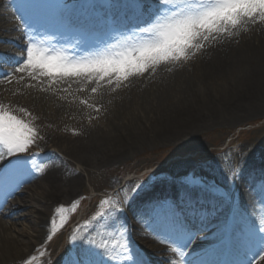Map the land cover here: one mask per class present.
<instances>
[{
	"label": "bare ground",
	"instance_id": "obj_1",
	"mask_svg": "<svg viewBox=\"0 0 264 264\" xmlns=\"http://www.w3.org/2000/svg\"><path fill=\"white\" fill-rule=\"evenodd\" d=\"M87 1L60 0L57 6L50 8L46 3L31 0L20 2L0 0V7L4 9V13H0V104L9 103L11 106L17 105L28 109L43 108L60 114L65 111L73 113L76 106L82 104V100L87 103L94 101L93 103L97 105L113 102L115 106L122 108L114 114L113 120L116 124L110 129L108 142H103L102 135L97 134L93 138L92 124L87 125L88 129L84 128L83 120L75 118L71 125L63 129L66 137L53 134V140L45 139L39 144L31 145L28 149L31 154L35 150L48 153L47 156L40 159L38 155L32 154L29 161L20 158L24 164L38 161L34 168L36 171H33L37 175L35 180L32 175L27 174L22 163L19 165L16 163L17 159L11 160L9 157H5L0 161V264H15L23 261L32 250L36 251L38 242H44L45 239L48 210L57 203L59 204L64 197L74 196L77 193V188L82 187L80 175L73 170L72 164L66 159L50 153L48 143H51V147L55 146L60 151L63 150L67 156L84 167L91 164L87 158L88 155L99 152L100 155L96 159L100 164L106 159L109 160L110 157H113L112 154L116 155L128 145L133 148L135 143L145 136L144 131H135L138 130V125L143 124L140 117L142 113L132 111L127 113L129 108L140 104L144 99L150 101L152 96L153 100L149 107L151 111L147 117L150 123V132L154 135L176 132L200 117V110L208 106H203L204 103L212 101V92L217 85H228L247 67L253 66L258 61L264 62V22H261L250 24L247 31L240 29L236 35L223 37L209 43L204 50L192 56L188 66L179 62L160 64L155 70L149 68L143 74L130 76L119 87L115 83L107 84L102 81L96 93L91 92V88L97 86L95 82L89 84L70 78L62 83L53 84L49 88L47 78H43V83H37V81L28 78L26 74H12L17 66V61L22 57V50L26 48L25 32L31 31L24 24V20L20 18L22 14L25 18L32 17L35 20L48 22L51 27L46 34L56 37L53 43H57L58 47L63 46L78 51L81 56H85L102 51L99 45L103 43L107 42L109 47L119 46L124 44L129 37H133L138 10L149 8L148 3L154 0H99L94 7L87 6ZM21 6L24 8L23 13L17 11V8ZM80 18L83 19L82 24L78 22ZM68 19H72L73 22L69 28H65L63 24ZM126 20H128L131 29L125 28ZM5 21H17L18 23L7 24ZM80 37H83L85 42H96L98 46L91 49L83 48V42L73 48L74 40ZM113 41L116 43L113 44ZM6 75H11V82L6 79ZM21 76L24 78L21 79ZM65 89L67 90L65 91ZM150 92L152 94H149ZM171 93L177 95L174 94L175 97L170 100V96H173ZM147 95L151 96L145 98ZM5 96L9 98V101L5 99ZM172 100L174 103L171 104V107L164 106L165 103ZM146 115L145 113V118ZM71 137H74L73 140ZM67 138L74 141L71 147L65 145L64 139ZM34 165L35 163L32 168ZM248 166L247 170L243 172L244 183L264 181V159L259 162L253 161ZM62 182L68 184L66 192L62 190L60 185ZM263 189L264 185L259 189H251L252 195ZM36 190H39L43 197L42 200H39L41 205L38 207L33 205V203H38L34 197ZM179 190H181L179 185L164 183L149 187L138 195H129L128 211L132 216L137 217L139 206L144 201L169 195ZM125 192H127L126 189L123 190V194ZM181 192L185 194L187 201L192 200L199 206H201L199 202L201 196H206V199L211 202L209 207L211 214L209 216L211 217L216 215L219 209H222L213 225L208 226L205 235L201 233V228L198 225L199 222H202L201 219H198V223H194V225L189 222L184 227L194 235L192 243L186 250L184 264L187 261L205 264L216 255L215 253L219 249L240 257L241 264H264V260H260L258 256L254 262H251L253 254L259 253L261 246L255 239L254 242H249L245 236L248 232L260 235L256 227V215L259 208L246 202L245 205L249 211L246 210L247 212L230 225V235L226 238L221 236L217 240H213L221 234L223 228L226 233L224 226L228 222L230 209L224 211V200L209 190H200L192 192V194H188V190ZM246 193L250 194V191H245V195ZM21 204L24 207H29V210L23 212ZM259 206L263 209L264 201H261ZM19 220L28 224L26 229H17L18 226L24 225V223H19ZM152 220L153 222L148 223L144 229H139L134 222L128 223L119 213H115L108 223L100 226L121 229L119 242L116 245L117 252L121 251L119 247L121 244L127 243L134 258H140L136 248L128 241V237L133 235L153 264H170L173 260H176L177 264H181V258L171 251V246L161 242V240L169 239L165 238L164 234L175 229L174 224L156 215H153ZM206 220L203 219V222ZM8 222H11L9 227L6 224ZM31 233H35L37 236ZM209 242L216 245L211 251ZM201 252L209 253L200 259L197 254ZM62 264H68V261L64 260ZM108 264H112V262H108Z\"/></svg>",
	"mask_w": 264,
	"mask_h": 264
},
{
	"label": "rangeland",
	"instance_id": "obj_2",
	"mask_svg": "<svg viewBox=\"0 0 264 264\" xmlns=\"http://www.w3.org/2000/svg\"><path fill=\"white\" fill-rule=\"evenodd\" d=\"M43 1H46L51 7L57 6L60 2V0ZM97 2L99 0H88L86 5L94 7ZM149 5L152 7L157 6L155 1H151ZM0 13H4V9L1 7ZM5 22L7 24L18 23L17 21ZM104 44L105 46L102 49L109 48L106 43ZM179 63L188 66L191 59L182 60ZM213 92L212 101L204 103L203 106H208L200 110V113L203 114H200L197 120L181 127L176 132L164 135H154L150 132V123L147 117L150 115L149 111L151 110L149 107L153 97L147 95L145 98L151 96L150 101L144 99L140 104L127 110V113H131V111L142 113L140 117L143 124H140L141 127L138 125V130L135 131H144L145 136L139 139L133 148L128 145L116 155L112 154L113 157H110L109 160L106 159L100 164L97 163L96 159L100 155L99 152L89 154L87 158L91 164L84 167L67 156L63 150L60 151L55 146L51 147V143H48L50 153L56 154V156L66 159L72 164L73 170L80 175L82 187L77 188V193L74 196L64 197L59 204L57 203L48 210L49 217L44 242L39 241L36 251L32 250L23 261L15 264H25L28 260H31V264H61L64 260L68 261V255L75 247L72 235L75 234L79 237L87 233L89 229L85 225L88 223L94 225L92 235L95 236L97 242L103 237L108 241L109 247L113 244L117 245L121 229L118 227L102 228L100 225L108 223L109 219L98 222L92 221L91 218L108 209V205L101 207V201L105 199H111L113 202L123 201V190L125 191V189L128 195H138L149 187L172 183L183 189L210 190L218 196H225L224 207L229 208L227 199L230 195L234 201H243L241 200V193L248 185L243 182V172L247 170L249 163L264 159V62L258 61L253 66L247 67L241 75L232 79L230 84L217 85ZM149 94H152V92ZM174 94L170 96V100L175 97ZM5 99L9 101L7 96H5ZM93 102L78 104L73 113L65 111L61 114L43 108L28 109L17 105L11 106L9 103L2 105L36 129L37 139L32 145L39 144L45 139L53 140V134L66 137L63 129L71 125L75 118L83 120V123H85L84 128L92 124L93 138L97 134L102 135L103 142H108L110 129L116 124L113 120L115 118L114 114L122 108L121 106H115L113 102L100 105ZM173 103L174 100L168 101L164 106L171 107ZM21 109L25 111H21ZM96 109H99V111H96ZM145 113L147 114L146 118ZM73 138L71 137V140ZM64 140L65 145L71 147L74 144V141H70L69 138ZM32 154L38 155L39 159L48 155V153L45 154L39 150H35ZM32 154L27 151L19 154V158L29 161L33 156ZM9 158L11 160L17 159L15 156ZM37 162L35 160L31 164L22 163L27 174L33 176V180L37 178V175L33 172L36 171L34 168ZM33 163L35 165L32 168ZM233 172L237 173V178L234 180L230 179ZM137 184L142 185V187L135 194L131 193L129 190ZM60 185L62 190L66 192L68 189L67 182H62ZM114 187H117L115 189L117 192L120 190L116 194V198H114V195V197H109L110 193L112 195ZM168 196H175V194ZM34 197L38 203H33V205L40 206L39 200H42L43 197L39 190L34 192ZM158 201H161V199L154 201L155 203L145 201V204L148 203L149 206H152ZM166 203L171 204V202ZM21 205L23 212L29 210V207ZM73 205H75V210H73ZM252 205L259 208L256 204ZM61 206L68 210L64 214L67 222L53 234L52 221L55 220L57 225L60 224V215L57 214L56 210ZM119 207L122 209L118 212L119 214L122 216L124 213L128 214V202H122ZM161 207H163V203L156 205L157 209ZM245 208H247L246 205L234 207V210H232L233 218L238 219L242 216ZM221 210L219 209L216 215L210 217V219L206 218L207 221L202 226L204 227V235L208 231V226L213 225ZM140 214V219L134 220L135 218L132 219V216L129 217L140 225L148 220L149 210H142ZM257 214L259 225H261V221L264 220V212H258ZM19 221L24 225L18 226L17 229H26L28 224L22 220ZM231 221L232 219L228 218V222L225 223L224 227H228L227 231H229ZM6 224L9 227L11 222ZM77 229L79 231H76ZM31 234L37 236L35 233ZM49 235L52 237L50 240L47 239ZM221 236H224V228L221 234L213 240H217ZM136 240V238L132 239L133 246L142 255V258L146 259L143 248L138 245Z\"/></svg>",
	"mask_w": 264,
	"mask_h": 264
},
{
	"label": "snow or ice",
	"instance_id": "obj_3",
	"mask_svg": "<svg viewBox=\"0 0 264 264\" xmlns=\"http://www.w3.org/2000/svg\"><path fill=\"white\" fill-rule=\"evenodd\" d=\"M155 3L156 7L138 10L134 36L124 44L85 56L69 55L68 48L53 43L55 36L46 34L51 27L48 22L25 18L22 14L20 18L31 31L25 32L26 48L22 50V57L12 74H26L37 83H43V78H47L49 88L70 78L89 84L95 82L97 86L92 87L91 92L96 93L102 81L115 83L119 87L132 75L143 74L149 68L155 70L160 64L187 61L209 43L236 35L240 29L247 31L250 24L264 22V0H155ZM17 11L23 13V6L18 7ZM83 42V37L76 38L72 47ZM6 79L11 82V75H6ZM81 103L87 104V101L82 100ZM36 139V129L30 123L0 104V160L15 156L16 163L21 164L19 154L27 152ZM236 178L237 173L233 172L230 179ZM141 187L137 184L129 191L135 194ZM194 191L190 189L188 194ZM129 199L128 192H125L123 201H101V207L108 205V209L92 216L91 220L99 222L113 218L115 213L122 210L119 205ZM66 211L63 206L57 208L60 224L52 221L53 234L67 222ZM85 227L89 229L86 234L79 237L72 235L75 247L68 255V264H144L141 258H134L127 243L121 244V251L117 252L116 245L109 247L103 237L97 242L92 235L94 225L88 223ZM259 233L258 236L253 234V238L261 246L260 252L253 254L251 262L257 256L264 260V220L261 221ZM169 237L161 242L169 244L171 251L184 264L186 250L194 235L184 228H176L169 233ZM51 238V235L47 237L49 240ZM25 264H31V260ZM170 264H177V261L173 260ZM186 264L195 262L187 261Z\"/></svg>",
	"mask_w": 264,
	"mask_h": 264
}]
</instances>
